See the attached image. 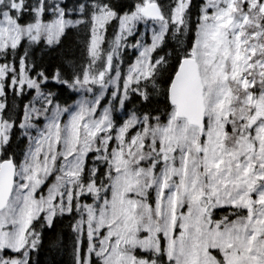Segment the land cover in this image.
<instances>
[{
  "label": "rangeland",
  "instance_id": "1",
  "mask_svg": "<svg viewBox=\"0 0 264 264\" xmlns=\"http://www.w3.org/2000/svg\"><path fill=\"white\" fill-rule=\"evenodd\" d=\"M245 1L206 0L203 9L195 51L206 91L203 143L198 139L199 131L179 121L175 113L160 126H149L145 118L138 120L125 113H119V124L113 120L115 108L123 112L127 90L133 89L134 82L150 76L159 62H152L151 53L162 43L166 24L148 21L139 11L121 18L115 49L107 55L104 67H101V42L114 12L102 8L96 13L90 48L94 68L76 81L78 98L69 106L58 108L21 66L19 86L26 83L28 88L35 87L36 96L23 123L30 144L19 166L18 178L16 175L15 193L8 208L0 212V264H26V257L7 260L5 251L23 247L32 220L41 212L51 222L56 213L67 212L74 206L83 216L77 229L80 234L86 231L90 242L87 256L78 264H89L91 253L100 256L103 264H156L148 257L136 256L135 249L154 251L156 258L161 247L173 264H264V183L260 187L257 184L251 192L255 199L252 203L260 206L252 222L242 220L221 226V220L215 222L211 217L216 209L226 206L248 208L249 186L260 179L259 172H251V163L239 169L238 178H229L223 168L227 164L228 170L230 165L229 152L222 146L225 138L222 123L232 114L230 104L235 99L228 90V79L236 75L229 72V62L240 51L243 63L248 61V50L255 54L256 47L251 49L248 44L251 36L260 33L250 34L245 25H258L259 14H264V0L257 3L255 14L250 16L241 11ZM248 1L254 7L258 0ZM187 6L188 0H180L172 9V21L178 27L183 25ZM41 17L40 8L34 24L20 25L7 12L0 11V50L15 47L25 37L35 41L40 33L52 44L65 28L74 25L63 18L59 8L49 24L44 25ZM136 34L133 47L137 57L121 80L120 52L131 45L129 39ZM3 68L0 66V157L10 130V125L1 119ZM245 69L248 71L249 67L243 65L237 73L240 87L252 95L246 96L245 101L248 104L254 99L264 101V93H250L254 81L243 76ZM257 74L262 77L259 71ZM37 114L44 119L40 125ZM260 122L264 128V117ZM199 145L209 183H202L204 178L199 173ZM250 146L255 148L254 139ZM94 151L97 160L94 172L106 161L113 171L108 196L92 184L87 187L80 184L84 160L86 163ZM155 151L163 161L157 171ZM150 158L147 166L143 159ZM53 173L52 184L43 193L41 189ZM83 194L92 195L94 202H81Z\"/></svg>",
  "mask_w": 264,
  "mask_h": 264
},
{
  "label": "trees",
  "instance_id": "2",
  "mask_svg": "<svg viewBox=\"0 0 264 264\" xmlns=\"http://www.w3.org/2000/svg\"><path fill=\"white\" fill-rule=\"evenodd\" d=\"M146 0H64L61 1L66 16L75 21V25L66 28L59 40L49 45L41 35L36 41L23 38L15 47L0 50V66H3V107L2 121L10 125L8 142L3 146L1 159H12L21 165L30 144V137L23 128L25 114L33 105L35 87L28 88L24 83L19 86L20 67L28 78L34 79L43 95L51 98L57 107L69 106L77 98L76 81L86 71L94 68V59L90 55L93 36V15L101 8L114 12V18L105 29V36L100 48V58L105 65L107 55L113 51L119 20L123 15L137 10ZM165 11L168 30L161 46L155 51L153 58L159 60L153 74L141 81L129 92L124 103L125 114L138 118H146L151 122H165L173 108L168 98L171 79L181 59L192 51L197 25L200 21L204 0H189L185 12L184 23L176 27L171 23V10L180 0H156ZM53 1L44 0H0V11L9 15L20 25L34 23L36 11L42 9V20L53 17L49 12ZM259 21H264L260 14ZM136 57V51L127 47L121 54L120 69L124 74ZM21 88V89H20ZM40 112V111H39ZM116 115V113H115ZM37 123L43 122V116L37 114ZM147 150L148 148L145 147ZM95 152L87 157L81 174L80 183L84 187L93 185L110 194L112 170L108 161L99 165L94 172ZM148 166L149 162L145 161ZM161 164L157 162L156 170ZM55 173L47 179L42 187L43 193L52 184ZM94 181L95 183H91ZM81 202H94L90 194H83ZM75 205V204H74ZM83 218L80 209L74 206L69 212L56 213L50 223L43 213L35 219L28 230L26 242L17 252H5L12 259H20L27 254L26 264H78L84 261L89 249L86 231L79 233L77 226ZM152 254L149 255L151 259ZM161 264H172L165 256L159 257ZM89 264H102L100 256L90 254Z\"/></svg>",
  "mask_w": 264,
  "mask_h": 264
},
{
  "label": "water",
  "instance_id": "3",
  "mask_svg": "<svg viewBox=\"0 0 264 264\" xmlns=\"http://www.w3.org/2000/svg\"><path fill=\"white\" fill-rule=\"evenodd\" d=\"M142 14L161 19V9L157 3H148ZM171 103L177 108V115L186 118L204 130L205 106L203 86L195 58H185L175 73L169 89ZM16 164L12 160H4L0 165V211L4 210L12 196L15 184Z\"/></svg>",
  "mask_w": 264,
  "mask_h": 264
},
{
  "label": "flooded vegetation",
  "instance_id": "4",
  "mask_svg": "<svg viewBox=\"0 0 264 264\" xmlns=\"http://www.w3.org/2000/svg\"><path fill=\"white\" fill-rule=\"evenodd\" d=\"M255 47L259 48V41L256 42ZM251 90H253V88H251ZM239 107L242 109V112L247 113V115L241 113L242 115H234L232 117L233 124L230 125L229 129L232 134L231 142H233L230 149H228L229 155L232 166L234 164L237 170L242 169L250 163L252 164L251 171L260 173V179L254 182V188L257 184L260 187V185L264 183V147L262 146L264 145V138L259 136V128L262 123L260 121L264 117L262 116V113L264 114V102L258 100L251 101L248 104L247 101L241 100ZM253 139L255 140V148L250 146ZM204 160L205 159L202 157V161ZM250 199L255 200L252 194L250 195ZM259 208V205L255 206V210L247 216V219L252 221L256 214V210ZM242 213L245 212L242 211Z\"/></svg>",
  "mask_w": 264,
  "mask_h": 264
}]
</instances>
